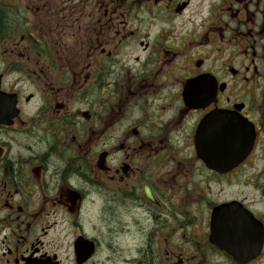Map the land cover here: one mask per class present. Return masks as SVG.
Wrapping results in <instances>:
<instances>
[{
  "label": "flooded vegetation",
  "instance_id": "obj_1",
  "mask_svg": "<svg viewBox=\"0 0 264 264\" xmlns=\"http://www.w3.org/2000/svg\"><path fill=\"white\" fill-rule=\"evenodd\" d=\"M0 264H264V0H0Z\"/></svg>",
  "mask_w": 264,
  "mask_h": 264
},
{
  "label": "water",
  "instance_id": "obj_2",
  "mask_svg": "<svg viewBox=\"0 0 264 264\" xmlns=\"http://www.w3.org/2000/svg\"><path fill=\"white\" fill-rule=\"evenodd\" d=\"M242 252L241 251H237L235 249L226 250V253H228L229 255H231L233 258H235L238 261H242V255H240Z\"/></svg>",
  "mask_w": 264,
  "mask_h": 264
},
{
  "label": "rangeland",
  "instance_id": "obj_3",
  "mask_svg": "<svg viewBox=\"0 0 264 264\" xmlns=\"http://www.w3.org/2000/svg\"><path fill=\"white\" fill-rule=\"evenodd\" d=\"M61 253H63V256H65L66 251H64V249L61 248Z\"/></svg>",
  "mask_w": 264,
  "mask_h": 264
}]
</instances>
